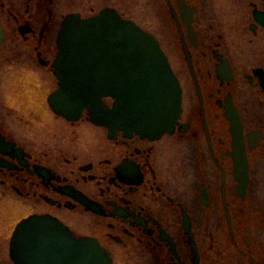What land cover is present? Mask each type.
I'll list each match as a JSON object with an SVG mask.
<instances>
[{
  "label": "flooded vegetation",
  "instance_id": "obj_1",
  "mask_svg": "<svg viewBox=\"0 0 264 264\" xmlns=\"http://www.w3.org/2000/svg\"><path fill=\"white\" fill-rule=\"evenodd\" d=\"M106 7L165 52L182 91L172 133L110 137L49 108L61 20ZM0 25V264L30 214L95 237L117 264H264V0H0ZM8 76L35 101L10 105Z\"/></svg>",
  "mask_w": 264,
  "mask_h": 264
},
{
  "label": "water",
  "instance_id": "obj_2",
  "mask_svg": "<svg viewBox=\"0 0 264 264\" xmlns=\"http://www.w3.org/2000/svg\"><path fill=\"white\" fill-rule=\"evenodd\" d=\"M2 35L0 26V42ZM56 47L58 86L47 98L55 113L74 121L86 109L92 123L110 129V137L116 130L149 138L174 130L181 112L179 81L157 39L134 21L112 8L88 17L68 14ZM3 144L6 152L13 149V143ZM236 149L244 183L246 161L238 141ZM9 257L14 264H115L97 239L75 236L49 214H31L16 224Z\"/></svg>",
  "mask_w": 264,
  "mask_h": 264
},
{
  "label": "rangeland",
  "instance_id": "obj_3",
  "mask_svg": "<svg viewBox=\"0 0 264 264\" xmlns=\"http://www.w3.org/2000/svg\"><path fill=\"white\" fill-rule=\"evenodd\" d=\"M44 2V1H43ZM55 36V35H54ZM54 36H53V38H54ZM18 42L20 41V40H17ZM6 45H8L7 44V42H5V43H2L1 45H0V60H2V57H3V51H4V48H6ZM4 75H8V74H4ZM8 79L10 80V82H11V87H9V89H8V92H9V96L7 97V100H8V103L10 104V105H21L23 102H27L26 103V105H28V103H32V102H34L35 101V99H32V98H29V97H27V99L25 100V99H16V98H14V96H15V92H16V90H17V88H20V89H23V90H27V89H29V87H28V81H22V80H20V81H16L15 82V84H14V80H15V77L14 76H8ZM14 84V85H13ZM17 107V106H16ZM24 107V105L22 106V107H20V108H23ZM51 117V116H50ZM47 119H45V117H42V120L41 121H39V122H41V123H43L44 121H46ZM38 122V123H39ZM80 123H82V124H84V125H86V121H81ZM9 197V195L8 194H4V199L6 200L7 198ZM12 212V218H19L21 215H23L25 212L23 211V209H15V210H13V211H11ZM12 218H10V220H8V222L7 223H5L4 224V227H3V231H5L6 230V228H8L9 226H12V222H13V220H12ZM1 227V226H0ZM8 233H9V231H8Z\"/></svg>",
  "mask_w": 264,
  "mask_h": 264
}]
</instances>
